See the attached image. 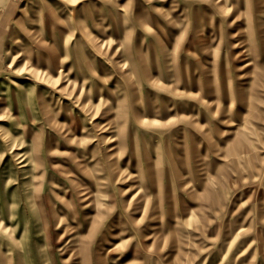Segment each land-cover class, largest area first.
<instances>
[{
	"label": "rangeland",
	"instance_id": "obj_1",
	"mask_svg": "<svg viewBox=\"0 0 264 264\" xmlns=\"http://www.w3.org/2000/svg\"><path fill=\"white\" fill-rule=\"evenodd\" d=\"M0 264H264V0H0Z\"/></svg>",
	"mask_w": 264,
	"mask_h": 264
},
{
	"label": "bare ground",
	"instance_id": "obj_2",
	"mask_svg": "<svg viewBox=\"0 0 264 264\" xmlns=\"http://www.w3.org/2000/svg\"><path fill=\"white\" fill-rule=\"evenodd\" d=\"M245 61H249V63L252 62V60H250L249 57H247V59H246ZM255 66H256V63L253 65V68H254ZM250 81H251V80L248 79V81H245V83H243V84H244V85H249V84H250ZM242 91H243V90H242ZM241 95H243V94H241Z\"/></svg>",
	"mask_w": 264,
	"mask_h": 264
}]
</instances>
